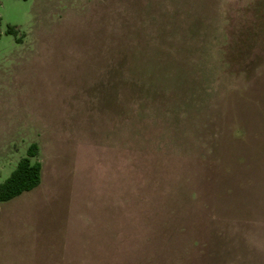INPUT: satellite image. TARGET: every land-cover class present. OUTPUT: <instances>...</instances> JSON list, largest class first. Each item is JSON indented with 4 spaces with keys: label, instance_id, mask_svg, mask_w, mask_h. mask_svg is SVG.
Here are the masks:
<instances>
[{
    "label": "rangeland",
    "instance_id": "1",
    "mask_svg": "<svg viewBox=\"0 0 264 264\" xmlns=\"http://www.w3.org/2000/svg\"><path fill=\"white\" fill-rule=\"evenodd\" d=\"M34 143L0 264H264V0H0V183Z\"/></svg>",
    "mask_w": 264,
    "mask_h": 264
},
{
    "label": "trees",
    "instance_id": "2",
    "mask_svg": "<svg viewBox=\"0 0 264 264\" xmlns=\"http://www.w3.org/2000/svg\"><path fill=\"white\" fill-rule=\"evenodd\" d=\"M16 32L12 28L7 30V34L16 35ZM38 153V145L31 144L27 149L26 156L18 161L10 176L0 183V203L9 202L40 185L42 164L38 160Z\"/></svg>",
    "mask_w": 264,
    "mask_h": 264
},
{
    "label": "crops",
    "instance_id": "3",
    "mask_svg": "<svg viewBox=\"0 0 264 264\" xmlns=\"http://www.w3.org/2000/svg\"><path fill=\"white\" fill-rule=\"evenodd\" d=\"M225 241H226V248L228 247V244H229V250L227 249L228 252L232 251V255H233L234 250L236 248H239V247H235V246H239L238 245L239 238L238 237L237 238H233V239L232 238H226ZM234 243H235V245H234Z\"/></svg>",
    "mask_w": 264,
    "mask_h": 264
}]
</instances>
